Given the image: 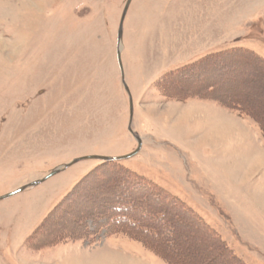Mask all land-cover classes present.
<instances>
[{
    "label": "rangeland",
    "instance_id": "obj_1",
    "mask_svg": "<svg viewBox=\"0 0 264 264\" xmlns=\"http://www.w3.org/2000/svg\"><path fill=\"white\" fill-rule=\"evenodd\" d=\"M127 2L0 0V197L74 159L137 149L130 96L142 138L132 158L81 159L1 199L0 264H227L183 210L172 213L183 219L163 245L115 230L102 214L124 190L119 169L179 197L244 264H264V126L228 103L214 100L231 114L179 97L211 91V69L178 97L161 84L233 48L264 56V0H132L122 21ZM254 72L234 92L264 124V75ZM106 254L115 257L105 263Z\"/></svg>",
    "mask_w": 264,
    "mask_h": 264
},
{
    "label": "trees",
    "instance_id": "obj_2",
    "mask_svg": "<svg viewBox=\"0 0 264 264\" xmlns=\"http://www.w3.org/2000/svg\"><path fill=\"white\" fill-rule=\"evenodd\" d=\"M224 61L229 62L225 64ZM222 62L224 63L221 65ZM257 68L260 71L263 69L262 73L264 75V59L261 56L249 50L234 48L226 52L207 56L203 60L201 59L197 62L187 64L167 73L161 79V84L163 86V83H165V90L167 92L170 91L172 96L178 97V94L175 92L184 90L185 87L192 85L195 81L197 82L194 84L200 86V78L207 76L208 71L211 69L214 72V88L211 87V91L199 93L196 90H189L179 95V97L182 99L204 97L221 104L226 105L228 103L234 110L236 109L244 115L253 117L264 126L263 121L256 115L255 111L244 104L245 99H236L237 93L234 92L235 84L238 82L242 83L238 79H241L243 76L245 77L249 69L256 71ZM259 72H256V74L254 72V76H262V73ZM243 73L245 74L243 75ZM181 81L186 86L182 85L183 83L181 84ZM176 86H180V88L177 89L175 88ZM219 89H223L225 91L224 94L218 95L217 91ZM115 171L117 175L124 177V190H132L137 196L126 199L129 196L122 190L119 194L109 199V212L106 211L102 215L108 216L109 214L108 223H111L115 230H121V232L126 231L129 234L134 233L138 237L143 236L154 243L163 245L162 243L166 242L168 240L167 238H173L174 233H178V227H176V221L174 219H183L182 214L179 215V218H174L172 217V213H176L175 209L180 212L183 210L187 213L184 214V218L189 219L195 224L197 229L203 232L202 234L205 235V239L207 240L206 244L214 250L215 258H221L227 264H244L238 256L226 248L227 244L225 241L191 207L187 206L183 201H180L179 197L170 194L155 182L141 177L142 175L138 173L134 174L124 169ZM118 177L121 178L120 176ZM117 180L119 179L117 178ZM164 230L166 231V236L163 238L161 234Z\"/></svg>",
    "mask_w": 264,
    "mask_h": 264
},
{
    "label": "water",
    "instance_id": "obj_3",
    "mask_svg": "<svg viewBox=\"0 0 264 264\" xmlns=\"http://www.w3.org/2000/svg\"><path fill=\"white\" fill-rule=\"evenodd\" d=\"M131 1H132V0H128V2H127L126 8H125V10H124V15H123V19H122V21H124V18H125L126 12H127V10H128V7H129ZM121 32H122V29H121ZM120 38H121V36H120ZM118 58H119V64H120L121 69H122V61H121V57H120V50H118ZM127 91H128V89H127ZM129 94H130V93H129ZM130 108H131V117H130V124H131V123H132V119H133V104H132V98H131V96H130ZM135 137H136V139H137L139 145H138V148H137L133 153H131V154H129V155L121 156V157H100V156H98V157H94V156H88V157H85V159H88V158H89V159H90V158H100V159H102V160H118V159H123V158L131 157V156L135 155V154L140 150V148H141V146H142V140H141V138H140L138 135H135ZM76 161H77V160H75L74 163H75ZM69 165H70V164H69ZM69 165H66V167L69 166ZM57 172H58V169L52 171L47 177L44 178V180L47 179V178H49V177H51L52 175L56 174ZM38 183H39V182H35V183L31 184V185H35V184H38ZM28 187H29V185H25V186H23V187H20L19 189L15 190V191H13V192L7 194V195H4V196L0 197V200H1V199H4V198H7V197H10V196H12V195H14V194H16V193H18V192H21V191L25 190V189L28 188Z\"/></svg>",
    "mask_w": 264,
    "mask_h": 264
},
{
    "label": "bare ground",
    "instance_id": "obj_4",
    "mask_svg": "<svg viewBox=\"0 0 264 264\" xmlns=\"http://www.w3.org/2000/svg\"><path fill=\"white\" fill-rule=\"evenodd\" d=\"M257 69H258V68H257ZM254 71H255V70H254ZM256 71L258 72V70H256ZM256 71H255V74H256ZM262 71H263V69H262L260 72L262 73ZM260 72H259V73H260ZM250 74H251V73H250ZM253 74H254V73H253ZM262 74H263V73H262ZM262 74H261V75H262ZM258 75H259V74H258ZM256 76H257V75H256ZM262 76H263V75H262ZM252 77H254V75H253ZM236 78H237V77H236ZM238 78H239V77H238ZM255 78L257 79L258 77H255ZM246 79H247V81H248V78H246ZM246 79H244V80H241V79L239 80V79H238V81L246 82V81H245ZM258 79H259V78H258ZM251 80H252V79H251ZM251 80H250V81H251ZM259 80H260V79H259ZM260 81H262V80H260ZM253 82H254V81H253ZM256 82H257V81H256ZM258 82H259V81H258ZM240 83H241V82H240ZM252 84H254V83H252ZM257 84H258V83H257ZM257 84H256V85H257ZM260 84H262V83H260ZM212 85H213V84H212ZM246 85H247V83H246ZM253 86H255V85H253ZM261 86H262V85H261ZM213 87H214V86H213ZM248 87H249V86H248ZM261 89H262V88H261ZM249 93H250V92H249ZM249 93H248V94H249ZM241 96H242V95H241ZM244 96H245V95H244ZM246 96H247V95H246ZM248 96H249V95H248ZM107 255H109L108 258H107ZM110 257L113 258V257H115V256L112 255V254H106V255H104V257L102 258L101 261H104V262L106 263ZM119 257H121V256H119ZM125 258H126V257H125ZM76 259H77V258H76ZM126 259H130V258H126ZM123 260H124V258H123ZM130 260H132V259H130ZM132 261H133V262H127V261L125 260V261H123V262L120 263V264H143L142 262L137 261V260H136V262H135L134 260H132ZM70 263H71V261H70ZM67 264H69V263H67ZM71 264H81V263H80V261H79V262H78V261H75V262H73V263H71Z\"/></svg>",
    "mask_w": 264,
    "mask_h": 264
},
{
    "label": "crops",
    "instance_id": "obj_5",
    "mask_svg": "<svg viewBox=\"0 0 264 264\" xmlns=\"http://www.w3.org/2000/svg\"><path fill=\"white\" fill-rule=\"evenodd\" d=\"M245 46V45H244ZM257 49V51H260L261 52V54H264V50H261V48L259 49V48H256ZM261 56H263V55H261ZM264 57V56H263ZM197 103H199L200 104V102L198 101ZM208 103V104H207ZM206 103V105L207 106H214V108L216 109V110H221L222 112H224L225 114H231V112L230 111H228L227 109H225V108H221L220 106H217L216 104H214V101L213 102H207ZM204 104V103H203ZM205 106V105H204ZM232 115L234 116V117H232V119L233 118H235V114H233L232 113ZM228 117V116H227ZM230 117V116H229ZM237 117V116H236ZM236 119V118H235ZM238 120H241L242 122H243V124L244 125H246V123H247V121H245V120H242V118L241 119H238ZM261 148H263V146L261 147ZM264 152V151H263Z\"/></svg>",
    "mask_w": 264,
    "mask_h": 264
},
{
    "label": "snow or ice",
    "instance_id": "obj_6",
    "mask_svg": "<svg viewBox=\"0 0 264 264\" xmlns=\"http://www.w3.org/2000/svg\"><path fill=\"white\" fill-rule=\"evenodd\" d=\"M260 115H264V108L261 109Z\"/></svg>",
    "mask_w": 264,
    "mask_h": 264
}]
</instances>
